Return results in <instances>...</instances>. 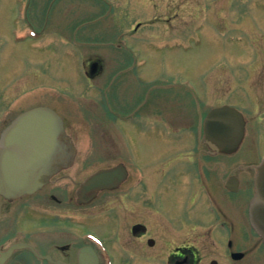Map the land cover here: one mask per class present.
<instances>
[{"label": "flooded vegetation", "instance_id": "af4514ba", "mask_svg": "<svg viewBox=\"0 0 264 264\" xmlns=\"http://www.w3.org/2000/svg\"><path fill=\"white\" fill-rule=\"evenodd\" d=\"M45 7V3L36 6L32 16L33 21L29 22L30 27L36 28V33L41 36L40 40L26 42L27 44L22 46L19 43L11 42L8 44L11 45V49L3 48L4 53L13 52L16 63L14 67L12 66L11 71L0 70V137L6 127L21 112L35 106H43L42 88L36 92L35 83L44 81V76L47 73L54 76V79L61 80V72L59 76V71L54 72L55 66H53L55 63L59 65V60H62L64 66L62 72H64L69 68V62L73 56L79 55L82 65H84V75L92 81L103 77L109 70L107 54L102 51V48L106 49L110 44L104 40L100 41L95 36L93 38L97 41H89L91 34L83 32L84 28L74 29L71 27V15L66 12L51 15L48 13L52 7L49 6L47 10ZM74 40L77 43H72ZM60 47L61 51H59ZM73 47L79 49L78 54ZM92 47H97V52H92ZM21 55L22 63L19 62ZM112 64L114 65L108 73L113 74L114 80L117 79L119 84L116 83L113 90L114 84L107 86L104 96L107 103L113 101L115 97L122 101V108L127 107L123 112L127 120L122 128L126 140L142 142L143 137L147 136L146 122H150L149 131L153 132L151 135L160 136V132H156V123L160 119V115L156 111L161 104L158 99L159 89L155 86L145 88V90L135 89L131 92L130 97H127L124 93L125 88L122 86L131 79L139 80L140 75L134 72L131 77L119 72L118 69L125 63L119 61L118 57ZM70 75L74 78L73 73ZM71 77L66 79L70 84ZM3 79H5L4 82ZM86 91H74L73 98L57 97L53 99L52 104L62 107L68 112L63 113L62 116L65 126L69 127L73 134L86 131L87 126L97 125L96 129L100 134L99 140L108 139L111 143L115 142V137H118L115 134L117 129L115 121L86 122L85 115H89V120H93L94 115L91 110L94 94L90 91L86 93ZM110 91L114 94H110ZM75 100L81 102L84 107V115H76L82 119L81 123H77L71 117V115H75L69 113L71 102ZM111 113L115 116L119 115L114 110ZM192 124L194 125L193 120ZM171 127L173 125H170ZM192 130L191 145L179 152L186 154L187 162H178V157L175 154L168 160H161L158 157V165H152V162L149 161H144L143 167L135 168L127 165L128 178L121 183L119 188L101 193L103 196L104 194H115L114 204L117 205L119 214L121 211L131 208L133 204H136V207L140 206L141 211L145 207L148 212V215H127V219L124 221L133 224L125 229L123 237L118 235V239L124 240L128 245L136 246L142 255L143 264H151L150 262L159 264L160 260L165 264H251L254 261L263 264L262 253L256 252L260 245V238L250 225L246 208L247 196L253 190V175L256 167L254 165L245 167L240 162H230L225 158L217 160L211 155L203 154L202 151L207 154L210 151L200 139L204 134L201 119H199L196 129L192 128ZM196 135H198L199 142L195 140ZM95 141L97 140L95 139ZM121 155L123 153L113 150L95 157L84 156L81 162L89 160L116 161ZM114 165L116 164L108 163L101 167L108 168ZM80 169L85 170L86 166L79 165L78 173L75 176H70L69 173L58 175V178L49 186L44 187L41 192L31 197L22 198L15 203L0 198V251L21 241L30 246V248L16 250L11 257L6 259L5 264H52L45 257L62 262L71 260L69 254L73 247L70 245L57 246L55 219L51 215L54 213L56 217H65L70 205L76 203V199L73 197L70 199V195L73 192L75 195L79 188V178L83 177L85 173ZM172 172L176 173L177 178L172 176ZM184 178L187 180L186 185L179 188L180 182ZM61 182L63 184L70 183L71 186L67 191L60 187ZM60 190L68 196L67 205L62 197L65 194L62 195ZM170 196L174 204L177 202L176 200L188 199L190 202H195L202 201V198L204 200L203 207L195 210L198 216V218L195 217V220L198 222L203 220L207 224L189 226L185 219L186 213L180 214V211H176L179 215L176 220L178 225L177 222L172 223V218H168L165 226L160 228L161 221L158 222L159 219L156 218L151 201L152 199L166 201ZM81 208L86 209L87 207L81 206ZM168 214L174 216L175 211ZM120 220H123V217ZM141 221L150 224L151 228L146 225L145 231L135 235L132 232V227L142 223ZM36 224L38 227L43 225L44 230L37 232ZM52 236H55L54 239L51 238ZM149 241H152V246ZM127 250H132V248H127ZM234 253H242L243 256L240 259H235ZM74 255L77 257L76 254Z\"/></svg>", "mask_w": 264, "mask_h": 264}, {"label": "rangeland", "instance_id": "374dc122", "mask_svg": "<svg viewBox=\"0 0 264 264\" xmlns=\"http://www.w3.org/2000/svg\"><path fill=\"white\" fill-rule=\"evenodd\" d=\"M67 1L70 0H61L60 5H57L61 8ZM86 1L88 0H80L82 3ZM80 2L76 1L77 5ZM111 2L115 5L118 4L116 19L119 17V21L116 20L115 23H120L122 26L111 27V29L116 28V31H108L107 33L109 34L107 35L110 36L112 34V36H115L116 34L118 36L116 32H119L121 36L119 39H114V41L119 43L122 48L113 49L112 51L102 49V51L131 55L133 59L131 61L127 60V63H129V67L134 66V68L129 73L133 75L135 71L142 76L141 81H133L131 79L122 86L125 88L124 93H126L127 97H130L133 90H143L145 86H150L151 84H157L160 87L165 83L180 85L187 83L190 88L187 91L190 94L189 97L183 94H175L174 98L176 97L177 99H169V101L176 105L169 106L166 104L165 106H160L161 111L167 112L170 109L172 114H180L182 118L177 119L179 122L185 121L183 114L187 113V109L183 106V103L179 102V98L183 100V98L188 97L186 98L187 103H192L193 107H196L198 103H207L208 108L226 102L232 103L231 105L234 107H240V102L242 101L244 106H241L245 109L247 117L252 124L247 126L246 138L239 151L233 155L222 154L219 157L229 158L230 161L245 162L246 165L257 162L259 157L264 155V0H247L241 3L236 0H161L156 7H154L152 1L144 3L141 0H111ZM26 4H28L27 0H0V42L2 50L11 49V46L5 44V42H37L36 37H31V39L27 37L30 35L29 33L26 36L24 35L27 30L24 21H21V19L23 12L27 10L25 8ZM70 7L71 5H69V10ZM80 8L76 7L77 10L74 8L72 11H83L84 14L85 11L88 12L81 18H86V15L91 16L93 9L91 11ZM32 13V10H30V14ZM175 13L178 16L173 21L172 27L164 26L168 28L165 30H170V34L167 35L170 36L168 42L147 37L138 40L141 44L136 45L133 40H128L125 35L128 30L132 29L133 23L142 18L145 19L157 14L160 16L166 14L171 16V14L174 15ZM110 25L111 23L107 26ZM96 28H98L97 33L89 34L99 36L97 38L100 40L104 39L103 30L105 28L103 21L100 23L93 22L83 32L96 30ZM155 28L153 26L150 32L151 30L156 31L157 29ZM182 30L183 32L180 34ZM163 33V31L157 30L156 36H160ZM142 34H147V31L142 30ZM22 44L20 43V46ZM73 49L77 54L79 53L78 48L73 47ZM94 51L97 52V50ZM13 57L11 55V61H8L5 69H11L14 61ZM73 61V75L75 77L74 83H71L73 91L82 92L87 90L101 97L104 89L110 85L109 83L114 76L108 73L112 67L106 71L103 77L92 81L83 75L79 55H75ZM4 67L5 65L2 68ZM0 70L5 71L4 69ZM118 70L123 71L124 66ZM4 81L5 79H3ZM249 86L252 90H250ZM34 87L36 89L42 88L43 101L55 98V96L65 98L66 93L71 89H63L60 85L48 86L41 83H35ZM191 89L196 92L195 96L192 95ZM233 92L235 93L233 94ZM247 95H250L252 99L246 98ZM114 103L115 107L113 109H117L118 112L123 113L127 108L126 106L122 108L123 103L121 100L115 99ZM97 104L100 106L99 100ZM74 105L76 111L79 114H83L81 103L76 101ZM98 113L104 114L103 110H99ZM259 117H261L260 120H258ZM116 120L123 122L115 118ZM253 123L255 124L253 125ZM162 132L161 141L164 144L156 142L154 136L151 135L152 133H148L147 138H143L142 144H139L138 153H133L132 156L129 155L125 158L130 161L133 159L136 166L140 165V167H143L142 160L146 162L152 161V156L145 151L146 148H157L163 155H166L165 149L168 146L165 144H167V140H172L169 134L173 132ZM98 135L100 134L98 133ZM184 135L185 139H187L189 132L185 131ZM106 141L105 139L104 143H111ZM97 144L103 143L97 139ZM167 155H170V152ZM156 157H158V153ZM171 174L177 178L175 172ZM103 200L110 203L114 200V196L106 197ZM143 208L144 210L141 211L140 206L136 207V204H133L131 208H125L126 211L123 210L120 214L118 213L120 218L123 217V220H121V225L117 231H122L124 234L125 229L131 226L132 222L127 223L124 221L127 219V215H148L145 207ZM71 211L73 212V210ZM88 214L100 216L96 222L101 221L100 218L103 220H111V217H113L112 219L119 218L114 211L110 213L112 216H109L108 212L102 210L101 205L91 207ZM93 222L92 219L84 221L86 224L82 228H87L90 231L92 229L95 230L98 235L105 239L113 255L114 249L110 237L111 233L108 235V227H100ZM107 223L117 226L115 222ZM197 223L193 222L196 225ZM202 223L205 222L201 221L200 224ZM132 247V251H129L132 254L137 253L136 246L132 244ZM117 249L118 247L115 248V250ZM251 257L253 258V255ZM251 264L259 263L254 261Z\"/></svg>", "mask_w": 264, "mask_h": 264}, {"label": "water", "instance_id": "95a60500", "mask_svg": "<svg viewBox=\"0 0 264 264\" xmlns=\"http://www.w3.org/2000/svg\"><path fill=\"white\" fill-rule=\"evenodd\" d=\"M206 119L212 149L227 154L237 151L246 129L242 114L226 105L210 111ZM3 137L0 142V194L11 201L40 189L58 171L70 167L75 157L62 120L47 108H36L22 115ZM259 167L250 216L254 227L264 237V161ZM101 177L106 183L98 185ZM112 177V171H100L89 178L85 187L93 190L90 193L112 187ZM80 264H83L82 259Z\"/></svg>", "mask_w": 264, "mask_h": 264}]
</instances>
